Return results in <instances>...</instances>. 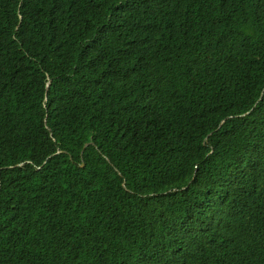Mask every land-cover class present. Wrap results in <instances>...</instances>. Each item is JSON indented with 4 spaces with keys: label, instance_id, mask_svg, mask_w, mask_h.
<instances>
[{
    "label": "trees",
    "instance_id": "obj_1",
    "mask_svg": "<svg viewBox=\"0 0 264 264\" xmlns=\"http://www.w3.org/2000/svg\"><path fill=\"white\" fill-rule=\"evenodd\" d=\"M0 264H264V0H0Z\"/></svg>",
    "mask_w": 264,
    "mask_h": 264
},
{
    "label": "water",
    "instance_id": "obj_2",
    "mask_svg": "<svg viewBox=\"0 0 264 264\" xmlns=\"http://www.w3.org/2000/svg\"><path fill=\"white\" fill-rule=\"evenodd\" d=\"M247 115H248V114H247ZM247 115H246V116H247ZM82 166H84V165H82Z\"/></svg>",
    "mask_w": 264,
    "mask_h": 264
}]
</instances>
